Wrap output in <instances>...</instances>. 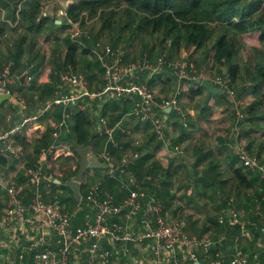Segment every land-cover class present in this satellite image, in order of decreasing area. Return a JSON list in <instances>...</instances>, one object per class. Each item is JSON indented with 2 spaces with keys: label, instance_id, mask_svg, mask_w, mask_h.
<instances>
[{
  "label": "built area",
  "instance_id": "1",
  "mask_svg": "<svg viewBox=\"0 0 264 264\" xmlns=\"http://www.w3.org/2000/svg\"><path fill=\"white\" fill-rule=\"evenodd\" d=\"M68 23V36L72 41H78L81 35L79 23L77 21ZM97 46L98 49L92 48L91 51L102 68L104 87L99 90L91 89L82 73L66 68L58 74L59 86L55 91V97L44 101L41 112L37 114L24 113L27 104L21 95L13 93L16 79L11 74L9 65L0 69V95L8 94L9 98L13 97L16 112L21 116L20 125L14 127L15 132H19L23 124L30 125L36 121L47 109L60 105L65 110L60 120L52 124L51 136L56 139L61 130L68 132L70 112L67 108L77 106L78 109H84L85 102L103 101L106 97L101 98L109 95L113 99L130 100L132 102L130 114L140 123H149L151 133L162 139L166 127L164 112L166 109L178 110V92L170 97L156 99L154 90L149 86V79L164 70L170 71L179 79L199 78L200 82L205 78L196 74L197 70L190 62L170 58L164 53L156 54L154 57L144 54L140 60L124 64L128 53L124 47L113 46L107 42L97 43ZM221 77L216 75L210 81L215 87L223 90L226 83ZM229 96L233 99L231 92ZM159 111L162 112L161 115ZM234 116L238 126L243 113L236 109ZM179 120L183 127L187 126L184 118ZM239 127H235L236 131ZM96 130L97 136L104 139V145L95 155L106 164L107 177L116 180L124 196L121 201L116 202L114 196L103 190L99 182L88 185L80 200L86 210L83 224L74 233H70V217L63 211L58 198L43 201L39 195L34 194L27 202H23L15 186L6 176L0 174V187L6 193L5 206L0 216V230L13 229L16 237L25 239V249L17 255L18 259H22L24 254L32 253L31 264H77L78 260H70V252L75 246L83 244L85 264H108L109 261L111 264L113 259L127 256L128 245L139 250L142 255L148 256L147 264H181L182 257L193 264L194 261H198L200 255L196 251L197 248L201 249L205 258L202 264H263L257 255L249 257L241 249L239 241L249 238L250 221L244 219L242 213L232 206L223 210L228 221L239 228L232 250L229 254L215 250L211 257H208L215 242L205 236L188 234L182 220L167 221L159 198L142 185L143 181H149L151 177L146 176L144 180H138L130 172V168L140 157V152L137 150L128 152L124 144L114 139V129L108 125L105 116L99 117ZM236 131L233 133L234 155L244 169L257 172L259 178L264 181V165L257 156L248 151L244 142L236 141L238 137ZM122 132L129 133V130L122 129ZM0 142L1 152L8 151L16 158L21 155L20 148L13 144L11 131L0 133ZM132 142L133 145L140 143L139 140ZM108 146L117 151L118 159H115ZM63 149L60 143L50 144L41 148L40 155L52 153L53 156H59L72 152L62 151ZM173 150L175 153L180 152V145H175ZM42 169L39 159L27 167L24 173L31 181L39 183ZM262 200L264 201V197ZM141 210L143 214L138 217ZM119 215L121 220L107 221L108 218ZM217 221L222 223L223 215L218 216ZM29 228H33L41 235L38 237L30 235ZM260 232L264 237V216ZM44 235L50 236L44 238ZM104 243L109 245L105 246ZM260 244L264 246V241Z\"/></svg>",
  "mask_w": 264,
  "mask_h": 264
},
{
  "label": "crops",
  "instance_id": "2",
  "mask_svg": "<svg viewBox=\"0 0 264 264\" xmlns=\"http://www.w3.org/2000/svg\"><path fill=\"white\" fill-rule=\"evenodd\" d=\"M44 14V13H43ZM57 21V20H55ZM61 23V19H59ZM9 23V22H8ZM56 23V22H55ZM56 23V24H60ZM10 24V23H9ZM11 25V24H10ZM18 31L14 30L13 32L10 31V29H6L3 34L0 35V69L6 65L9 64L11 74L14 75L15 79H20L21 75H24V78L19 84V95H21L27 104L26 110L24 111L25 114H37L41 112L43 103L46 100L52 99L55 97V91L58 89L59 81H58V74L63 71V68H61V65L59 67V71L56 69L52 71L51 64L47 61L44 63H41V51L43 49L41 44V37L44 35H39L36 39L37 42L33 45V50L30 52L23 51L21 57L17 59V53L15 52L18 44ZM21 34V33H20ZM27 36L31 39V35L29 33H26ZM41 36V37H40ZM6 39L9 40V42H6ZM142 40V39H141ZM154 38H143V42L146 46L148 44V47H153L152 44H154ZM31 42H35L34 40ZM135 42H138V39L135 40ZM30 43V42H29ZM165 50L168 51L169 46L164 43ZM4 47L6 49H4ZM157 47V46H155ZM46 49V46H44ZM62 48V47H60ZM167 48V49H166ZM13 49V50H12ZM57 49V48H56ZM248 49L251 51L250 47ZM63 48L60 50V58L59 61H62V54H63ZM242 45L239 46V54H238V63H241V60L244 59V61H248L252 54L248 53V59L245 57V55H242ZM46 55L48 54L47 51L44 52ZM52 53V49H51ZM59 56V53H57ZM154 54H159L157 51L153 49V52L151 53V57H154ZM197 55V57H195ZM167 56L170 58H178L182 61H196L198 67V71L200 68H205V65H202V52H191V51H184L182 49L179 50H171L169 53L167 52ZM142 56L140 55V58ZM195 57V58H194ZM133 58V57H132ZM57 60V58L53 57ZM76 59L79 60V64L77 67L79 68L81 60H83L80 55L76 56ZM55 60V61H56ZM126 61H130L129 58V52L127 53V57L125 58ZM255 60V59H252ZM52 61V62H53ZM57 63V62H56ZM58 64V63H57ZM56 65V64H55ZM89 68V67H88ZM205 71V78L208 80H212L214 77L213 73H216L214 69H206ZM225 70L224 68L222 69ZM52 71V72H51ZM90 70H88L89 72ZM87 72V73H88ZM216 76V75H215ZM97 79L100 80L98 83V86H95L94 83H92V80L94 82L97 81ZM197 81L196 79L191 80L190 78H177L174 76L171 72L164 70L156 75H153L149 82L151 84H156L155 87H157L158 92H155L156 99L160 97H167L166 93L171 91V94L173 93L172 89L175 87L176 90H178V110L182 111L188 120L190 124H188L187 128H174L173 131H170V127L173 125L174 122L178 121L177 115L178 112L176 109H170L166 110L165 113H167L166 116V127L164 131V138L152 139L147 145L144 146V141L146 138L153 136V133L150 131L149 123L140 124L141 127L147 128L143 132H137L136 135H126L125 132H122V129H128L130 126H132L133 120H131L130 112L132 110V102L130 100H120V99H113L109 95L106 96V99L101 101L103 102H116L117 100H120V106L117 111L114 110L112 112L113 104H110L109 106L106 105L105 110V117L107 118L106 114L110 113L113 115L112 118L114 120L110 123H108L109 126H112L114 131V139L118 142H121L126 146L127 149H140L141 153H146L148 151L153 150L154 145H159L158 148L154 149V165H158L159 167L166 168L169 163L170 164V172L172 173L170 176V179H172V182L170 181L169 184H164V178L161 174H158L157 169H153L149 164L143 166L142 174L146 176H150L151 180L143 181V186L147 189H150V191L154 192V194L163 200L166 205L168 204V201L165 199L169 198H175L176 200H172V203H169L164 207L165 212L168 213V211H171V215L173 217H179L181 219L185 214V210H183V206L179 205L180 201H183L185 206L189 207L190 205H196L198 206V203L203 204L202 209L206 212L207 209H209L211 203L210 201L214 199V197H217V204L219 203V199L222 198H228L231 201L242 200L244 204L246 202L252 206L248 211L246 210L245 216L250 218L251 216H257L260 213L259 204H263L264 201L262 198L264 197V194H261L260 196H254V194H259L261 192V188H256L254 186L253 189H247V190H240L237 192L233 189L231 191L232 197L229 198L228 194H230V189H222L217 190L215 187L211 185L203 186L199 182V177L204 175H213V172L209 171V167L211 164H214L216 166V170L220 172V177L225 176V173L229 175L230 169L234 167H238L240 165L239 162L234 161L233 155L234 153H231L230 148L231 145L228 139L229 134L231 133L230 127L233 126V121L235 119L234 116V109L232 108L233 99L227 98V94L224 91H221V96L215 95L213 93L207 92L205 89L195 96L193 99L188 98V92L187 90L192 86L195 87ZM104 80L102 77V72H100L98 75H93L91 78H89V87L91 89H102L104 87ZM17 87V88H18ZM23 87H25L24 90ZM29 88V90L27 89ZM32 90H31V89ZM154 90V89H153ZM166 92V93H165ZM247 97H249V93L246 94L242 98H238L242 100L243 106L247 104L249 101H243ZM10 99V98H9ZM7 101H2L0 103V133H7L12 132V141L14 146L19 147L21 150V155L19 157H13V155L6 151L1 152L0 151V174L6 176L10 183H12L16 190L18 191V194L22 198L23 202H27L34 194L39 195L40 199L43 201H52L55 198L60 199L62 202L61 206L63 211L70 217V233L76 232L79 228L74 229L77 225L76 223V215L77 211L79 210V206L74 204L71 201V195L68 191H60L59 188H57L55 185L59 184V179L64 177V173L59 172L55 165H53L51 169V163L50 161L55 159L58 156H53L52 153H48L47 155L41 156L40 150L42 147L40 146V138L43 133L46 131H50V137L52 139V142L50 144L55 143V138H52V124L59 121L63 111L65 108L62 106L56 107L59 105H54L51 108L44 111L36 121L29 124H23L21 126V130L18 132L14 131V127L17 125H20L21 123V116L16 112V109L9 106L10 104L6 103ZM107 102V103H108ZM97 100L94 101H88L85 102V108L91 111L92 115H97ZM101 103V104H102ZM100 104V105H101ZM97 106V107H96ZM57 108V109H56ZM96 108V109H95ZM99 108V107H98ZM109 108V109H108ZM111 108V110H110ZM69 109V108H67ZM121 109L123 111L121 112ZM121 112V116L117 117L118 113ZM170 112V113H168ZM264 110L260 111V113L257 115L258 118L252 120L251 122H243V124L239 127V129L236 131L240 137L244 139L246 142V148L248 147V151L251 154H255V156H260L259 158L262 159V162H264ZM60 114V116H59ZM117 117V118H116ZM245 115L243 114L242 121L244 120ZM136 119V118H135ZM110 119L107 118V121L109 122ZM137 120V119H136ZM207 120V122L205 121ZM138 121V120H137ZM205 121V122H204ZM139 122V121H138ZM140 123V122H139ZM186 132V135L182 139V141L178 142V139L181 138V132ZM15 135H19L21 139L24 138L25 142H27V146L23 148L21 145H19L15 140ZM20 139V140H21ZM132 140H139L140 143L138 145H133ZM233 139H231L232 143ZM243 141V142H244ZM49 144V145H50ZM104 145V139L103 138H96L95 145L93 148V152L96 153L99 151L102 146ZM180 145L183 146L185 149V153L183 155L174 153V146ZM48 146V145H46ZM63 150L69 152L71 150L66 149L64 144H62ZM1 147V142H0ZM38 150V153L36 152ZM257 153V155H256ZM113 154V153H112ZM114 155V154H113ZM118 157L119 154L117 153ZM48 156H50V160L48 159ZM67 158V160L70 162V169H74L76 165L78 166V156L76 154H73L72 152L70 154L65 153L63 155ZM115 159H118L114 155ZM233 158V159H232ZM41 160L42 163V178L39 183H34L30 180V178L25 175L24 171L27 167L31 166V164L37 160ZM153 159V160H154ZM200 159V162L195 166L196 160ZM152 168V169H150ZM136 169V168H131ZM105 171L104 170H95V169H89L87 170L83 175L81 179V192L83 194L85 188L93 182L94 179L98 178V182L100 183V186L103 190L108 191L114 196V199L116 202L121 201V199L124 196V192L121 190L119 191L118 185L116 180L113 181L109 178L105 177ZM144 180V179H143ZM54 182V183H52ZM54 184V185H53ZM199 190H202L206 192L205 195L199 196ZM248 190L251 191V193H244ZM119 191V193H117ZM217 191V192H216ZM226 191V192H225ZM227 194H225V193ZM193 193L194 196H190V194ZM211 193L213 196L211 197ZM222 194V196H219L218 194ZM210 195V197H207ZM249 196V197H247ZM252 196V198H250ZM5 199H6V193L5 190L0 187V216L3 213V209L5 206ZM258 202V203H257ZM232 203V202H231ZM182 204V203H181ZM217 204L214 206V208L217 206ZM234 204V203H232ZM84 208V206L82 205ZM235 207V206H234ZM243 207V206H242ZM246 207V206H245ZM244 207V208H245ZM258 207V208H257ZM190 208V207H189ZM85 209V208H84ZM238 211L239 208L237 209ZM259 210V211H258ZM86 211V210H85ZM241 212V211H240ZM140 211L138 212V217L142 216ZM187 216V215H186ZM187 218V217H186ZM206 215L203 217L200 216L199 213L196 214V216L192 217V221L190 223L185 224L186 231L188 232H195L197 227H200L201 224H203L204 228L206 226L208 227L210 225L209 218L205 219ZM211 218V217H210ZM262 219V217H259V221ZM119 220V219H118ZM121 220V219H120ZM189 220V219H188ZM188 220H185L188 221ZM258 221V223H259ZM199 226H198V225ZM261 224V221H260ZM74 232H71L73 231ZM204 233H212L215 232L214 229L208 227V229L203 230ZM11 232L13 233V236L11 235ZM30 235H36L37 237L41 235L39 232H36L33 230V228H29ZM44 233V232H42ZM201 233V232H200ZM47 234V233H44ZM191 235V234H190ZM12 236V237H9ZM50 235H44V238H48ZM213 239L218 241L217 246L221 249V251L224 254H229L232 250V244L228 243V246H224V244L220 243L222 239L226 240L225 234L222 235H214ZM26 241L24 238H21L19 236L16 237L15 232L13 229L8 228L7 230H0V264H11L12 260H15V257L20 253V251L25 249ZM105 246H108V243H104ZM10 246V247H9ZM85 245H81L78 248L74 247L71 249L70 252V260L72 258H76L78 260L77 264L82 263V257L84 254V249L81 251V253L78 255V251L81 247H84ZM11 248V249H9ZM75 251V252H74ZM134 252L142 255V253H139L134 249ZM215 252L214 248L210 250L208 257H211L212 253ZM74 253V255H72ZM27 254H24V256ZM200 257L202 259V262L204 261V257L202 256V253H200ZM125 257L119 256L118 259H113V262L111 264H119L117 261L123 260ZM183 259V258H182ZM81 260V261H80ZM188 261L186 258L182 260ZM189 263V261H188ZM190 264V263H189ZM200 264V263H199ZM202 264V263H201Z\"/></svg>",
  "mask_w": 264,
  "mask_h": 264
},
{
  "label": "trees",
  "instance_id": "3",
  "mask_svg": "<svg viewBox=\"0 0 264 264\" xmlns=\"http://www.w3.org/2000/svg\"><path fill=\"white\" fill-rule=\"evenodd\" d=\"M48 1L50 0H0V35L3 34L6 28H10V23L15 24V28H21L31 34V41H33L36 36L45 33L57 35L64 32L65 28L69 26L68 21H77L81 25L84 22V17H87L94 21L97 26L95 29L96 36L109 35L112 38L111 44L113 46H117L120 42L129 45L138 37H145L158 39L162 43L168 42L170 51L172 49H182L186 52L201 50L202 65L214 69L218 76L224 75L223 68L227 69L228 82L230 85L236 86V98H242L249 93L250 101L242 107L245 118L243 121H239L240 126L243 122H251L257 119V115L264 107V91L262 90L264 86V59H261L264 54L259 49L264 43V0H71L65 8V16L64 19H61L60 24L55 23V18L51 19L47 14H42V5ZM63 41L66 45L62 54L61 67L76 70L75 68L79 64V60L76 59L78 53L77 42L72 41L68 35L63 37ZM241 45L250 47L252 56L248 61L238 63L239 46ZM91 49L88 46L82 50V53L90 54ZM253 58L256 59L252 60ZM95 63L98 68H101L97 60ZM86 78L89 77L86 76ZM139 78L141 79V77ZM19 82L20 79H18ZM203 90L204 88L197 81L195 87L191 86L187 90L188 98L193 99ZM221 94L222 92L217 95L221 96ZM106 104L103 102L97 109V115L94 116L86 108L78 109L77 106H71L67 110L70 112L68 132L61 130L59 136L55 139V144H66L73 149L74 153L77 147L91 145L94 148L98 137L96 132L98 119L100 116L105 115L104 107L106 108ZM110 104H113V112L122 106L120 100L110 102ZM56 107L58 108L60 105ZM122 111L123 109H121ZM121 112L118 113L117 117L121 116ZM184 119L187 125L190 124L186 117ZM180 121L178 119L174 122L170 127V131H173L174 128H182ZM185 135L186 132H181V138L178 139V142L182 141ZM154 138V135L146 138L144 146ZM20 139L19 135H15L14 140L25 148L27 142L24 138ZM39 141L40 146L49 145L52 142L50 131L43 133ZM158 147L159 145H154L153 150ZM108 148L111 153L118 157L114 148L111 146H108ZM141 148L140 146V149H138L140 153ZM153 150L140 155L133 166L136 169H132V172L138 180H143L146 175L142 174V169L148 163L153 169H157L158 174L163 176V183L169 184L172 174L170 172L171 163L166 168L154 165ZM36 152L38 153V150ZM233 158L234 161L238 162L235 155H233ZM48 159L50 160V156H48ZM199 162L200 159H197L195 166ZM50 163L51 169L55 165L59 172L65 174L62 179H59V184L72 193L67 181L75 174L78 166L76 165L71 170L70 162L63 155H59ZM216 166L211 164L208 168L214 176L209 184L207 183V175L198 178L203 186L211 185L218 191L231 186L236 191V196H238L237 192L242 189H253L256 181L261 180L263 188L259 194H254V196L264 194V181L259 178L257 172L244 169L239 165L230 169L226 184L218 180L220 172L215 171ZM113 181L115 180L113 179ZM80 193L82 195L81 189ZM198 194L202 196L206 192L199 190ZM207 197H210V195ZM219 200L217 206L213 208L215 210L214 214L211 218L209 217V226L214 229L215 235L225 234L226 242L233 245L234 238L239 234V228L236 224L228 221L223 211L226 207L232 206V203L228 198ZM59 201L62 204L63 201L60 199ZM71 201L76 203L72 195ZM77 205L80 208L75 218L77 225L81 226L85 209L82 207L81 201ZM237 208L236 206L235 209L237 210ZM220 215H223L222 223L217 221ZM118 219H122L121 215L112 216L107 221H119ZM248 219L250 221L248 226L250 241L247 244L252 251L247 254L249 257L257 255L264 264V246L260 244L264 241V237L260 232V221L262 222V219L259 221V215L251 216ZM80 226H74L73 228H80ZM206 228L208 229L207 226ZM71 232H74V230ZM217 244L215 243L214 250L221 251ZM239 245L244 251L241 241H239ZM82 259V263L85 264L84 254ZM31 261L32 253H28L22 259L15 257L12 264H31ZM198 262L202 263L200 255ZM108 264H110V261Z\"/></svg>",
  "mask_w": 264,
  "mask_h": 264
},
{
  "label": "rangeland",
  "instance_id": "4",
  "mask_svg": "<svg viewBox=\"0 0 264 264\" xmlns=\"http://www.w3.org/2000/svg\"><path fill=\"white\" fill-rule=\"evenodd\" d=\"M71 2V0H50V1H48V2H45L43 5H42V8H41V10H42V14L44 13V15L45 14H47L51 19H53V18H55L56 20H59V19H64V16H65V8H66V6H67V4L68 3H70ZM56 22V21H55ZM10 25V24H9ZM79 27H80V30H81V35H80V37H78V41H76L77 42V50H78V53L76 54V56L77 55H80V57L83 59V60H81V62H80V65H79V68L78 67H76L75 69H76V71H78V72H80V73H82L85 77L86 76H88L89 78H91L93 75H98L100 72H102V68H98V66H97V64L95 63L96 62V60H95V55H94V53L91 51V53L90 54H84V53H82V50L83 49H85V47H91V48H96V49H98L99 48V46H97V43H104V42H107V43H112V38L109 36V35H102V36H99V37H97L96 35V33H95V29L97 28V26H96V24H95V22L94 21H92L91 19H88L87 17H84V22L81 24V25H79ZM6 29H10V31L11 32H13L14 30H17L19 33H18V39H17V41H18V44H17V48L16 49H14V50H16L15 52L17 53V59L19 58V57H21L22 56V54L24 53L23 51H28V52H30L31 53V51L34 49L33 48V45L32 44H35L36 42H37V37L38 36H36L35 38H34V41L35 42H31V39L27 36V32H25L23 29H21V28H15V24H11L10 25V28H6ZM67 29H68V27H66L65 28V30H64V32H62V33H60V34H43L44 36L43 37H41V44H42V47H43V49H42V51H41V58H40V62L41 63H44L45 61L47 62H49L50 64H51V68H52V71L53 70H57V71H59L60 69H59V67H60V65H61V60L59 61V58H60V50L63 48H65V42L63 41V37H66L67 35H68V31H67ZM92 30V31H91ZM21 33V34H20ZM31 35V34H30ZM56 36H58V37H56ZM145 38V37H144ZM138 39V42H135V40L131 43V44H129V45H124L123 44V42H120L117 46H122V47H124L128 52H129V58L131 59L130 61H126L125 59H124V64L125 63H128V62H131V61H135V60H140V55L141 56H143L144 54H147V56H149L150 57V55H151V53L153 52V49L155 50V51H157L158 53H164V54H166L167 55V52L169 53L170 52V49L168 48V51L167 50H165V48L164 47H166V46H164V43L165 44H167L168 45V42H160V40H158V39H155L154 40V44H152L153 45V47H148L149 45L148 44H146V46H145V44L144 43H142L143 41V38H140V37H138L137 38ZM142 39V40H141ZM6 42L8 43L9 42V40L8 39H6ZM30 42V43H29ZM44 46H46V49L44 48ZM155 46H157V47H155ZM60 47H62V48H60ZM57 48V49H56ZM4 49H6L5 47H4ZM51 49H52V53H51ZM167 49V48H166ZM260 50H261V52L264 54V43L260 46V48H259ZM13 50V49H12ZM173 50V49H172ZM45 51H47L48 52V54L46 55L44 52ZM242 55H245V57L248 59V54H247V52L248 53H252V52H250V50L248 49V46H244V45H242ZM57 53H59V56H58V54ZM156 54H154L153 56H155ZM257 55H259V54H257ZM256 55V56H257ZM53 57L54 58H57V60L56 59H54V61H53ZM126 57H127V55H126ZM125 57V58H126ZM133 57V58H132ZM195 57H197V55L195 56ZM194 57V58H195ZM262 58L261 59H264V55H262L261 56ZM61 59V58H60ZM174 59H178V58H174ZM253 59H256V58H253ZM56 60V61H55ZM179 60V59H178ZM53 61V62H52ZM58 64H57V63ZM244 62V59H242L241 60V63H243ZM190 63L193 65V67H194V69H196L197 70V75H201V76H204L205 77V71H207L206 69H209L208 68V66H206L205 65V68H200L199 69V71H198V67H196L197 66V62L196 61H193L192 60V62L190 61ZM240 63V62H239ZM56 64V65H55ZM9 65V64H8ZM89 67V68H88ZM62 68V67H61ZM88 70H90L89 72H88ZM51 71V72H52ZM63 71H64V68H63ZM88 72V73H87ZM170 72V71H169ZM213 75L215 76V75H218L217 73H213ZM140 76V75H139ZM175 76V75H174ZM89 78H86L87 80H88V83H89ZM224 81H225V83H226V87H224V92L227 94V98H232V97H230L229 95H230V92L232 93V95H233V100H235V101H233L232 103H234L233 104V106H232V108L234 109V113H235V111H236V109H239L240 110V112H242V107H243V104L244 103H242V100H240V99H238V98H236V86H234V85H230V83L228 82L229 81V77H228V72H227V69L226 70H224V75L221 77ZM194 79H196V80H198L197 78H194ZM191 80H193V79H191ZM100 82V80L99 79H97V81L96 82H94L93 80H92V83H94V85L95 86H98V83ZM19 84H21V82H19L18 83V80H16V82H15V85L13 86V93H15V94H19ZM19 86V87H18ZM149 86L152 88V89H154V91H156V92H158V90H157V87H155L156 86V84L154 83V84H151L150 82H149ZM18 87V88H17ZM25 87H23V89H24ZM28 90H29V88H27ZM24 90H26V89H24ZM263 91H264V86H263V89H262ZM172 91H173V93L171 94V91H169L168 90V92L166 93V96L167 97H170V96H172L173 94H175L178 90H176V88L174 87L173 89H172ZM217 94H219V93H216L215 95H217ZM178 95V94H177ZM104 97H106V96H103L101 99H103ZM106 99V98H105ZM177 99H178V96H177ZM247 99L250 101V98L249 97H247L245 100H243V101H247ZM5 101H7L10 105V107L12 106L13 108H15V103H14V100H13V97H11L10 99H7V100H5ZM249 101H247V102H249ZM6 102V103H7ZM7 103V104H8ZM102 102L100 101V100H97V106L98 107H100V104H101ZM105 103H107V102H105ZM106 105H108L109 106V103H107ZM96 106V107H97ZM12 107H11V109H12ZM98 107H97V109H98ZM96 109V108H95ZM109 109V108H108ZM110 110H111V108H110ZM264 110V107L262 108V111ZM112 111V110H111ZM113 112V111H112ZM177 112H178V115H177V117H178V119H183V118H185L186 117V115L182 112V111H179V110H177ZM160 115L162 114V112H158ZM264 113V112H263ZM166 115H167V113H165ZM106 116H107V118L108 119H110L109 120V122L108 123H110L111 124V122L114 120V118H112L113 117V115L112 114H110V113H108V114H106ZM129 116H131V120H133V122H132V126H130L129 128H128V130H129V133H125L126 135H136V133L137 132H143V131H145L147 128H143V127H141L140 126V124H143V123H139L136 119H135V117L132 115V114H130ZM165 119H166V116H165ZM206 122H207V120H205ZM204 121V122H205ZM166 123V122H165ZM240 125H238L237 126V123H235V119H234V121H233V126L232 127H230V128H232V129H230L231 131V133H234L235 134V131H236V128L235 127H239ZM183 127V126H182ZM188 127V125L187 126H185V127H183V128H187ZM150 131H151V129H150ZM235 135H233V134H229L228 135V138H230V139H228L229 140V142L228 143H230V145H231V148H230V151H231V153H233V151H234V149H233V145H234V141H235V139L232 141V143H231V139H233V137H234ZM156 138V137H155ZM158 139V138H157ZM236 141L237 142H239V141H244V139L242 138V137H240V135L238 134V137L236 138ZM244 143H246L245 141H244ZM65 146V148L66 149H69V150H71L72 152H74L73 151V149H71L68 145H64ZM180 148H181V150H180V152H178V154H180L181 153V155H183L184 153H185V149H184V147L183 146H180ZM128 150V152H132V151H134V150H132V149H127ZM137 151H139L138 149H136ZM175 153V152H174ZM253 155H255V154H253ZM256 155H257V153H256ZM258 157V159H259V161H260V163L261 164H263L264 165V162H262V159H260L259 157V155L257 156ZM135 165V164H134ZM131 168H133V166L131 167ZM130 168V172H132V169ZM95 170H100V169H95ZM102 170H104L105 171V168H103ZM132 174H133V172H132ZM105 175H106V172H105ZM210 175V176H209ZM209 175H207V183L209 184V181L212 179V177H214L213 175H211V174H209ZM228 174L227 173H225V176L223 175V176H221V177H218V180H220V181H222L223 183H226V181H227V179H228ZM106 178H108L107 177V175L105 176ZM62 179V178H61ZM261 179V178H260ZM98 178H96V179H94L93 180V182H91L90 184H94L95 182H98ZM169 181H171L172 182V179H169ZM170 183V182H169ZM259 183V184H258ZM89 184V185H90ZM227 184V183H226ZM143 185V184H142ZM57 188H59V190L60 191H68L67 189H65V188H63L60 184L59 185H55ZM255 187L257 188H263V184H262V181L261 180H257L256 181V183H255ZM226 190H228V189H230L229 191H227V192H229L230 194H228V197L229 198H231L232 197V193H231V191L233 190V188L230 186V187H226L225 188ZM120 191V190H119ZM119 191H117V193H119ZM69 193H70V191H68ZM226 192V191H225ZM224 192V193H225ZM244 193H251V191L250 190H248L247 192H245L244 191ZM71 194V193H70ZM222 194L223 193H221V194H218L219 196H222ZM225 194H227V193H225ZM191 196H194V194L193 193H191L190 194V196L189 197H191ZM247 197H249V196H247ZM250 198H252V196H250ZM217 197H214V199H212L211 201H210V203H211V205H210V207H209V209H207V211L205 212L203 209H202V206H203V204H200V203H198V206H196V205H190L189 207H187V206H185V204L183 203V201H180L179 202V205L180 206H183V210H185V215L181 218V219H179V217H173V215H171V211H168V213H166L165 212V209H164V207L166 206V208H167V205L169 204V203H172V200H176L175 198H167V199H165L166 201H168V204L166 205V203L163 201V200H161L160 198H159V201L162 203V205H163V212H164V217H165V219L167 220V221H173V220H182L183 222H184V224H188V223H190V221H192L191 219H192V217L194 216H196V214L197 213H199L200 214V216L202 217V219H203V217L206 215V218L205 219H208L209 217H211L213 214H214V211L215 210H213V208H214V206L217 204ZM232 203H234V204H232V207H234V209L236 208V206L239 208V210L241 211V213H242V217L244 218V219H247V217L245 216V213H246V210L248 211V209H246V208H251L252 206H250L247 202H246V204H244L243 203V201L240 199V200H236V201H231ZM182 203V204H181ZM258 203V202H257ZM74 204H76V203H74ZM243 206V207H242ZM246 206V207H245ZM259 206V208L261 209L260 210V213L258 214L259 215V217H263L264 216V203L263 204H259L258 205ZM245 207V208H244ZM237 208V209H238ZM258 208V207H257ZM259 211V210H258ZM142 214V210L140 211V214L139 215H141ZM187 215V216H186ZM187 217V218H186ZM189 219V220H188ZM185 220H188V221H186L185 222ZM82 224H83V222H82ZM81 224V225H82ZM198 225V224H197ZM199 226V225H198ZM209 227V229H210V226H208ZM204 226H203V224H201L200 225V227H197V229H196V231L195 232H187L188 234H191V235H195V236H198V237H200V236H205V237H208L209 239H211V241L212 242H215V243H217L218 241H215L214 239H213V236L215 235V233L214 232H212V233H204ZM205 229H207V228H205ZM201 232V233H200ZM11 235L13 236V233L11 232ZM12 236H9V237H12ZM250 240H249V238H248V240L247 239H245V240H242L241 241V243H242V246H243V249H244V251L246 252V253H250L252 250L250 249V246H248V244H247V242H249ZM220 243H222V244H224V246L226 247V246H228V243L226 242V240L225 239H222L221 241H220ZM79 246H81V245H77V246H75V247H79ZM10 247V246H9ZM256 247V246H255ZM83 248H85V246L84 247H81L80 249H79V253H78V255L81 253V251H83ZM127 248H128V252H127V256L125 257V259H123V260H118L117 262L119 263V264H147V262H148V259H149V257L148 256H145V255H139V254H137V253H135L134 252V249L130 246V245H128L127 246ZM232 248V247H231ZM9 249H11V248H9ZM136 251L139 253V250H137L136 249ZM196 251H197V253H198V255L201 253V249H196ZM75 252V251H74ZM72 255H74V253H72ZM180 256H182V255H180ZM183 258V257H182ZM116 260L118 259V257L117 258H115ZM184 259V258H183ZM182 259V260H183ZM72 260H76V258H72ZM83 260V259H82ZM81 261V260H80ZM136 261V262H135ZM12 263H13V260H12ZM11 263V264H12ZM80 264H83V263H80ZM181 264H189L188 263V261L186 262V261H183Z\"/></svg>",
  "mask_w": 264,
  "mask_h": 264
},
{
  "label": "water",
  "instance_id": "5",
  "mask_svg": "<svg viewBox=\"0 0 264 264\" xmlns=\"http://www.w3.org/2000/svg\"><path fill=\"white\" fill-rule=\"evenodd\" d=\"M56 23H60V21H56ZM24 75H21L20 81H22ZM200 85L207 91L213 94L221 93L222 89L215 87L213 83L206 79L202 78L200 80ZM9 99L8 94H1L0 95V103L4 100ZM169 110V109H166ZM75 153L78 156V167L75 174L72 176L71 179L67 181V185L72 192V196L74 201L78 204L81 200V193H80V182L82 179V175L89 169H100L106 168V164L101 161L93 152V148L91 145H85L83 147H77L75 149ZM193 264H199L198 261H194Z\"/></svg>",
  "mask_w": 264,
  "mask_h": 264
}]
</instances>
